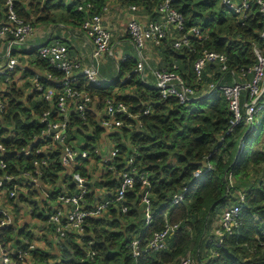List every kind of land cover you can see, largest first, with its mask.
<instances>
[{"label":"trees","instance_id":"1","mask_svg":"<svg viewBox=\"0 0 264 264\" xmlns=\"http://www.w3.org/2000/svg\"><path fill=\"white\" fill-rule=\"evenodd\" d=\"M165 1L17 0L16 10L25 22L34 26L58 29L64 25L76 29L89 15L88 4L92 5L91 14L100 12L109 2L121 9L135 6L138 8L136 15L142 12L150 21L159 20L157 7ZM171 5L184 17L185 33L199 26L204 39L190 36L191 48L177 49L174 44L180 34L169 27L162 44H151L149 48L158 52L159 68L178 72L186 85L197 88L195 98L187 104H181L175 97L162 99L154 88L155 80L149 85L142 82L141 75L135 72L139 60L129 53H124L128 55L126 60L115 61L116 79L112 78V72L108 76L113 79L112 84L100 88L81 75L79 88L97 94L102 101L115 97L134 106H151L150 114L140 118L141 130L123 129L114 136L119 144L116 169L125 170L130 158L134 157L133 167L148 176L152 222L147 225L143 216L144 185L136 184L125 201L117 203L114 192L118 181L113 180L111 172L105 173L103 179L107 182H98L87 198L89 204L96 200L108 201L109 212L102 218H87L83 234L71 232L60 244L48 240L44 234L46 245L29 250L23 240L31 241L35 237L27 230V225L1 230V241H13V249L32 256L29 264H181L186 258H190L192 264L195 261L198 264H264V140L254 146L256 134L264 128V118L256 130L241 122L229 131L233 115L226 97L220 93L207 95L209 86L223 76L220 66H206L200 84L194 73V62L204 50L225 54L230 70L237 76L253 68L258 63L255 50L264 54L262 16L258 5L237 13L221 0H172ZM83 7L85 9L80 10ZM54 37L70 47L61 35ZM35 51L26 52L28 58H21V66L17 68L22 86L17 88L14 78L6 82L5 77H0V88L1 85L9 88L5 94L7 109L0 116V139L15 148L28 146L33 136L40 132V116L48 108L40 93L34 97L26 94L35 70L60 74L39 56L33 58ZM149 75L152 77L151 72ZM41 82L44 88L52 85L45 77ZM222 83L233 84L232 75L226 74ZM242 111L244 113V109ZM77 131L83 133L81 129ZM73 133L74 137L78 135ZM127 138L131 143L122 140ZM27 160L13 156L10 162L19 173L14 165ZM80 171L85 172L84 169ZM98 188L107 192L101 194ZM179 194L184 198L174 204L173 199ZM123 206L129 207L128 214L120 213ZM233 206L241 207L240 225L220 237L217 230L221 211ZM34 216L40 218L37 214ZM167 224L179 225V229L167 238L166 249L135 258L130 242L141 239V248L145 249ZM91 253L96 255L92 257ZM12 259L16 264H23L17 255Z\"/></svg>","mask_w":264,"mask_h":264},{"label":"built area","instance_id":"2","mask_svg":"<svg viewBox=\"0 0 264 264\" xmlns=\"http://www.w3.org/2000/svg\"><path fill=\"white\" fill-rule=\"evenodd\" d=\"M167 0L157 7L159 20H140L136 15L135 6L126 9V35L137 54L139 60L135 72L142 77V82L149 85L146 78L147 68L150 69L157 89L162 99L175 97L181 104L189 103L197 95L195 86L186 85L184 78L176 71L167 68L153 69L149 67L143 52L149 45L160 46L167 36L169 27H173L180 36L174 47L177 49L191 48L190 36L199 40L204 34L199 26H194L185 33V21L181 13ZM17 0H2L0 4V77L7 82L14 78L18 82L17 88L23 82L19 79L21 58L27 59L24 46L30 45L34 38L45 37V43L33 47L37 56L50 64L59 75L42 73L35 70L26 94L34 97L40 93L48 108L40 116V132L33 136L28 146L15 148L0 139V232L13 225L24 227L34 234L35 239L25 238L24 246L29 250L45 245L42 240L47 234L48 240L60 244L71 232L79 235L84 233L87 218H102L109 212L108 201L88 203V195L92 189L88 184L95 179L98 182H107L103 179L105 173L111 172L113 180L118 181L114 198L117 203L126 199L127 193L135 188L136 184L144 185L141 202L144 205V220L147 225L153 220L150 182L146 173H138L133 167L134 157H131L125 170L118 171L115 161L119 152V144L115 133L123 129L129 132L143 128L140 121L142 115H149L151 106H134L131 103L117 98L102 101L101 98L88 90L80 88V77L85 76L88 82L97 87H107L113 83L104 79L100 73V65L107 55L115 58L113 53L114 32L106 24L112 2H109L100 12L91 14L92 5L86 6L89 15L79 28L83 33L85 43L90 49L91 61L84 68L83 62L72 56L70 47L59 41H52L53 30L50 27L39 29L31 23L25 22L17 13ZM232 11L243 13L252 5H258L263 19L261 38L264 40V0H221ZM81 8L80 10H84ZM32 50V49H31ZM30 50V51H31ZM258 63L248 71L235 75L230 70L229 60L225 54L204 50L194 62L196 81L203 80V71L206 66L218 65L223 76L219 81L209 86L207 95L220 93L227 101L233 118L232 131L241 122L249 124L256 130L262 125L264 118V54L255 50ZM121 60L127 59V54L119 51ZM117 62V61H116ZM27 63V62H26ZM118 63V62H117ZM118 67V66H117ZM176 67L174 66V69ZM148 73V72H147ZM231 74L234 83H222L226 74ZM45 77L51 86L44 88L41 78ZM9 88L1 85L0 88V116L6 112L8 99L5 94ZM118 90L115 89V92ZM133 108H138L136 112ZM244 109V113L243 110ZM261 111V112H260ZM82 130V134L78 133ZM78 133L74 137V133ZM123 138L126 137L123 135ZM122 139L131 143L130 139ZM26 159L23 164L12 167L10 159ZM58 169L57 172H54ZM84 169V173L80 171ZM97 192L104 194L105 189L98 188ZM23 198L24 200H21ZM182 194L176 195L174 204L183 200ZM244 198L242 197V200ZM240 206L223 209L220 219V228L217 235L223 237L231 233L240 225ZM129 207L123 206L121 214H128ZM37 214L40 218L34 216ZM21 218L23 220H21ZM39 225V226H38ZM179 229V225L167 224L164 231L156 233L145 248H141V239H133L129 247L135 258L142 254L161 252L167 247V238ZM14 242L0 240V264H16L12 259L17 255L23 264H29L32 256L14 248ZM91 253V256H95ZM181 264H192L190 258L182 260Z\"/></svg>","mask_w":264,"mask_h":264},{"label":"rangeland","instance_id":"3","mask_svg":"<svg viewBox=\"0 0 264 264\" xmlns=\"http://www.w3.org/2000/svg\"><path fill=\"white\" fill-rule=\"evenodd\" d=\"M118 14L119 15L115 14V12L113 10L112 14H111V18H109V20L110 21L111 20H116V22L113 23V24H117V25L123 26V28H124L125 27V25H124V18L125 17L122 14H120V12ZM142 14H143L142 12H139V15H137V16H138V18L140 20L144 21V20H146V18ZM51 27L52 26H50V28ZM56 28L57 27H54V29L51 28V30H53L54 35L57 36V37L60 36L59 33H60L61 30H59V29L67 28L66 30L67 31H71V32H74V29H75V28H72L71 26H64V25H62L58 29H56ZM115 34H116V32H115ZM54 35H53L52 41L57 40V39H55L56 37H54ZM115 40H116V35H115ZM44 42H45V38H37V39H35L34 42H31L30 45L24 46L23 50L29 52L31 49H33V47L41 45ZM112 42H113V45H114L115 44L114 39L112 40ZM119 51L122 52V53L133 54V55H135L137 57V54L134 51V49H133V47H132V45L130 43H120L117 46L114 45L113 46V53H114L115 58L111 57L110 55H107L106 58L104 59V61L101 63L100 68H99L101 75L107 81H112L113 79H116V64H115V61H117L120 58ZM143 54L145 55V60L147 61L149 67H151L153 69H157V68L160 67L159 64H161V58H160L158 52L156 53L155 50L152 47H150L148 50H145L143 52ZM32 56H33V58H36L37 54L33 53ZM110 72H112V78L113 79H110L111 77H108ZM149 72H151V71H150L149 68H147L146 78L148 77ZM261 118L263 119V116ZM262 140H264V128L262 130H260L259 133L256 134V136H255V145L254 146L259 145L262 142ZM21 220H23V219L21 218ZM217 223H218V221H217ZM218 225H220V221H219ZM42 242H44L45 245H46V242H45L44 239L42 240ZM194 264H198V263L195 261Z\"/></svg>","mask_w":264,"mask_h":264},{"label":"crops","instance_id":"4","mask_svg":"<svg viewBox=\"0 0 264 264\" xmlns=\"http://www.w3.org/2000/svg\"><path fill=\"white\" fill-rule=\"evenodd\" d=\"M112 5H113V7L111 8L108 16L106 17V24L114 32V41H115L114 45L117 46L120 43H130L129 40H128V37L125 36L126 35V30H125L126 29V22L128 20V18L125 15L126 14V9H121L119 6H117L116 4L114 5L113 3H112ZM113 10H114L115 14L119 15L118 13L120 12V14H122L125 17L124 18V25H125L124 28H123V26H120V25H117V24H113V23L116 22V20H111V21L109 20V18H111V14H112ZM37 27L39 29H44V30H45V28H47V26H41V25H39ZM63 29L64 30L60 31V35H61V38L66 39L68 41V43L70 44L72 56L77 58V59H80L83 62V65L85 66L84 68L88 67L89 64H90V61H91L90 49L88 48V46L85 43V38L83 36V33L80 32L79 28L74 29V32L67 31L66 30L67 28H63ZM115 32H116V34H115ZM115 35H116V40H115ZM45 37L46 36H41V37H38V38H45ZM35 39H37V38H34L31 42H34ZM1 59L2 58L0 57V61H1ZM147 78L151 82L154 81V78L150 77L149 75H148Z\"/></svg>","mask_w":264,"mask_h":264},{"label":"water","instance_id":"5","mask_svg":"<svg viewBox=\"0 0 264 264\" xmlns=\"http://www.w3.org/2000/svg\"><path fill=\"white\" fill-rule=\"evenodd\" d=\"M94 183H95V179H93V181H91L88 185L93 188L94 187Z\"/></svg>","mask_w":264,"mask_h":264},{"label":"bare ground","instance_id":"6","mask_svg":"<svg viewBox=\"0 0 264 264\" xmlns=\"http://www.w3.org/2000/svg\"><path fill=\"white\" fill-rule=\"evenodd\" d=\"M261 112V111H260Z\"/></svg>","mask_w":264,"mask_h":264}]
</instances>
